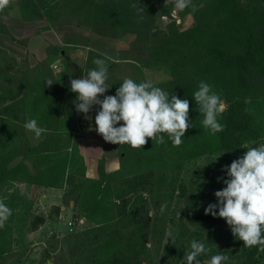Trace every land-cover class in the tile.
Here are the masks:
<instances>
[{"label": "trees", "instance_id": "obj_1", "mask_svg": "<svg viewBox=\"0 0 264 264\" xmlns=\"http://www.w3.org/2000/svg\"><path fill=\"white\" fill-rule=\"evenodd\" d=\"M164 1L17 0L22 21H45L62 35V44L49 45L46 58L38 61L0 41V186H6L0 199L12 210L0 228V264L33 263L29 259L22 263L24 254L14 247L19 185L63 192L61 204L46 215L27 216L25 226L30 233L47 222L60 223L62 208L85 221L82 228L68 234L71 264L155 263V252L170 229L175 235L166 249L172 264H186L184 256L193 239L210 249L198 258L201 264H208L220 252L229 256L227 264H264L259 245L245 247L225 219L205 215L204 209L217 203L211 187H226L224 168L206 173L201 186L180 179L189 162L215 154L236 156L245 144L264 140L260 108L264 100V0H192L195 9L179 10L180 20L192 19L190 27H185L184 20L177 24L172 14L168 23L163 22L160 7ZM0 13L8 16L5 10ZM76 26L89 29L90 35L80 33ZM1 34L16 41L2 23ZM128 36L133 38L128 49L111 48L110 40ZM21 44L26 46L25 41ZM78 49L86 50L82 67L71 59ZM101 53L111 57L109 89L104 95H115L125 78L140 83L148 81L146 69H163L170 79L156 87L189 101L192 127L178 146L167 133L158 134L164 136L163 144L150 138L139 149L116 144L118 169L109 171L108 159L102 156L97 178H90L79 143L87 125L76 111L77 94L70 90V81L85 77ZM59 57L62 72L52 65ZM49 79L54 83L46 86ZM201 81L225 101L218 118L224 130L214 135L203 129V116L193 99ZM94 110L96 115L99 105ZM28 119H36L46 129L38 144L31 140L35 134L24 128ZM58 240L52 233L47 243ZM50 250L43 264H48Z\"/></svg>", "mask_w": 264, "mask_h": 264}, {"label": "clouds", "instance_id": "obj_2", "mask_svg": "<svg viewBox=\"0 0 264 264\" xmlns=\"http://www.w3.org/2000/svg\"><path fill=\"white\" fill-rule=\"evenodd\" d=\"M10 3L11 0H0V12ZM189 6L195 9L192 0H175L174 3L175 9L181 11ZM138 11L142 12L143 9ZM100 55L102 58L93 60L95 67L85 77L70 81V90L77 94L76 111L91 119L87 114L94 105H99L100 110L95 115V130L112 144H128L139 149L148 142V138L163 144L164 136L158 134L167 133L174 146L180 145L182 137L192 127L189 101L169 94L151 81L137 83L131 78L124 79L115 95H104L109 89L106 81L111 57L107 53ZM53 83L50 79L45 82L46 86ZM101 96L104 98L100 99ZM193 99L203 116V129L213 135L222 132L224 125L218 118L225 110V101L212 90V86L204 81L199 82ZM24 128L37 137L46 131L38 126L36 119H28ZM244 148L247 149L245 154L223 169L228 179H223L226 187L214 193L217 203H210L204 211L205 215H218L225 219L234 237L243 241L245 247L259 245V250L264 251V143L258 147L245 145ZM166 208V203L161 205V214ZM11 215L12 210L0 199V228L5 227ZM209 251L204 242L193 239L184 260L186 264H201L198 258ZM228 261L229 256L220 252L211 256L208 264H227Z\"/></svg>", "mask_w": 264, "mask_h": 264}, {"label": "rangeland", "instance_id": "obj_3", "mask_svg": "<svg viewBox=\"0 0 264 264\" xmlns=\"http://www.w3.org/2000/svg\"><path fill=\"white\" fill-rule=\"evenodd\" d=\"M174 3L175 0H168L167 3H165L164 1L162 7H160V12L163 15V22L168 23L171 20L170 19L171 16L169 15L172 14L174 18L177 17V24H180L184 20L185 27H190L193 23L192 19L189 16H187L183 20L182 19L180 20L179 17L180 11L178 9H175ZM76 28L78 29L77 31H79L80 33L88 36L90 35L89 29L80 26H76ZM13 31L16 36L14 37L17 40L15 42L21 43L24 38H20L18 36L17 33L18 30L16 31L15 29H13ZM50 31L51 34L49 35V41L56 42V40H58L59 44L61 45L62 35L55 30L53 32V29H50ZM41 41L43 42V40ZM132 41L133 38L128 36L118 40H110L109 44L113 46L111 47L112 49L121 50V49H128ZM42 42L41 44L39 43L38 50L34 49L36 50V52H40L41 49H44L45 44L44 42L43 43ZM42 44L44 46H42ZM79 53L80 55H84V52L82 51H79ZM35 57L38 61H40L39 60L40 54L39 57L36 55ZM72 57L71 59L74 62ZM74 58L76 61L74 63L82 67L85 56L83 57L80 56L79 58L74 56ZM52 65L54 68L55 66H57L56 68L57 72H62V68H63L62 57L61 58L59 57L58 60H56V62L53 63ZM145 75L147 77V80L151 81L154 84V86L162 82H166L170 79V75L166 73V71L163 69H146ZM99 98L101 99L102 97ZM97 106L98 105H94L93 110ZM260 108L264 117V100L261 101ZM87 129L88 128H86V130L83 131V135L85 136L86 133H89ZM95 132L97 131L95 130ZM81 138L82 139L79 143L82 145L85 152L86 164L88 166V174H87L88 177L93 176L94 178H97V175L95 174L96 172L95 169L97 168L98 161L102 156H106L108 159L107 162H108L109 171L118 169L119 160L117 156L118 151L116 148V144L106 142L101 137H94L93 142L88 140V138L90 137H81ZM263 142L264 140L248 143L245 145H247L248 147H258L259 144ZM244 146L241 149V151H239L236 154V156L215 154V155L205 156L198 160L189 162L186 165L185 172L183 173V176H181L180 179L181 180L185 179L186 182L190 184L192 183L194 187L201 186L202 183L206 181L204 176L206 173H210L213 170L218 169L220 167L225 168V166L230 165L233 160L242 157L247 151V149L244 148ZM5 188L6 186L4 185L0 186V198L2 192L5 191ZM211 188H212L211 194L216 199L214 193L218 190L223 189L224 187L216 185V186H212ZM19 192H20L18 197L19 206L17 208L19 216L17 219V230H16V239H15L14 247L16 250L18 251L20 250L24 254L22 263H25V260L29 259V261L33 262L32 264H43V256L46 250L48 248H51L52 249L50 250L51 258L47 260L48 264H71L70 250L66 243L68 234L71 233L68 224L70 223V221L75 220L74 214L73 212H71V210L62 208L60 223L58 224H52L50 222H47L46 224L39 227L37 231L32 233H30L25 226V219L29 214L36 213L37 215H46L54 205H60L63 192L57 190H45L38 188L21 189L19 190ZM83 225H85V221ZM80 228L82 227H79V229ZM75 231L78 230L76 229ZM52 233L57 234V238H59L58 240L59 242L57 243L55 241L52 242L51 245H49L47 241L51 239ZM174 235H175L174 229L168 230L161 247L155 252L156 262L152 264H172L173 257L171 253L167 251L166 247L168 245V241L171 240Z\"/></svg>", "mask_w": 264, "mask_h": 264}, {"label": "crops", "instance_id": "obj_4", "mask_svg": "<svg viewBox=\"0 0 264 264\" xmlns=\"http://www.w3.org/2000/svg\"><path fill=\"white\" fill-rule=\"evenodd\" d=\"M5 12L8 14V16L2 15V13H0V23L5 24L8 27L11 35H13V36H15L13 29H15L16 31L18 30L17 31L18 36L20 38H24L21 43H24V41H25L26 46H23L21 43H16L15 41H13L11 39V37L9 35H5V34L0 35V41L2 43L7 44L9 47H16V48H18L21 51H24L26 53L28 52L29 54H32V55L35 54L38 57L40 54V58H39L40 61H43L46 58V49L49 47V45H60L58 40H56V42L55 41H51V42L49 41V35L51 34L50 33L51 31H50V28L48 27V25L45 21H41V22H24V21H22L21 13H20V10L18 7L17 0H11V6L10 7L8 6L5 9ZM53 32H54V30H53ZM41 40H43V42L45 44V46L42 44V46H44V49H41L40 52H36V50H38L39 43L41 44V42H42ZM34 49H36V50H34ZM79 51L84 52V55H80ZM74 56L77 58H79L80 56H82V57L85 56L84 61H83V65H84L85 60H86V50H84V49L79 50L78 49V50L73 51L71 53V57L73 58L74 62H76ZM94 113H95V110L92 109L87 114L89 117H91V119L85 118V114L81 113L82 123L87 125V128H88L87 131L89 132V133H86V136L83 135V133H82L81 137H90V138H88V140L92 141V142L94 141V137H101L102 138V136L100 134L98 135L97 132H95V114ZM42 138H43L42 136H39V137H37L35 135L31 136V140L34 144H38L42 140ZM81 139L79 140V142L81 141ZM80 149L82 150V153L85 156V152H84V149H83L81 144H80ZM20 160H21V158L16 160L15 164H17ZM95 171H96L95 174L97 175V168L95 169ZM90 178H94V177L90 176ZM28 188H36V187L27 186V185H19L17 187V190L28 189Z\"/></svg>", "mask_w": 264, "mask_h": 264}, {"label": "built area", "instance_id": "obj_5", "mask_svg": "<svg viewBox=\"0 0 264 264\" xmlns=\"http://www.w3.org/2000/svg\"><path fill=\"white\" fill-rule=\"evenodd\" d=\"M55 68H57V66H55ZM76 221H78L76 223ZM84 224V220L83 219H75L74 221H70V223L68 224L70 227L71 232L79 229V227H81Z\"/></svg>", "mask_w": 264, "mask_h": 264}]
</instances>
